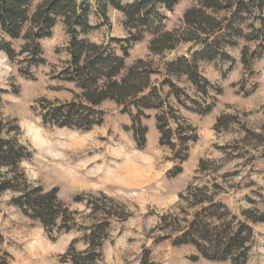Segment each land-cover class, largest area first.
Instances as JSON below:
<instances>
[{
	"label": "trees",
	"instance_id": "obj_1",
	"mask_svg": "<svg viewBox=\"0 0 264 264\" xmlns=\"http://www.w3.org/2000/svg\"><path fill=\"white\" fill-rule=\"evenodd\" d=\"M31 1L0 0V51L16 63L22 76L33 79L30 68L45 63L40 40L50 37L60 21L68 35L69 58L59 78L74 83L78 89L69 101L38 100L33 108L42 123L89 131L102 123L104 112L99 106L110 100L129 115L130 124L125 129L132 132L137 149H143L147 126L142 119L150 117L146 111H154L158 144L168 148L171 161L177 162L167 171V177L182 171L189 145L198 139L196 128L179 113L171 98L186 110L204 116L215 106L211 91L221 94V88L201 74L200 62L231 60L226 48L237 46L240 40L244 42L240 62L245 70L252 72L253 63L264 58V0H194L195 4L182 13V25L173 29L165 27V11H172L181 0H95L94 12L102 22L108 21L106 11L111 7L121 13L126 31V37H111L104 43L86 36L97 28L89 21L90 0H42L30 11ZM146 34L150 35L147 48L152 55L174 50L181 43L192 46L185 54L165 61L162 72L148 57L126 65L129 49ZM13 40L22 41L18 49L12 46ZM154 74L161 75L158 82L152 80ZM181 79L194 88V94L177 84ZM5 92L0 88V109ZM233 120L232 115L221 114L213 128L225 129ZM14 128L16 132L11 133L12 128L2 119L0 110V196L13 192L11 203L25 216L38 221L49 237L53 230H82L85 248L77 249L73 239L60 255L61 263L100 264L111 221L130 215L125 204L102 192L99 198L90 194L75 197L74 201H84L90 216H94L90 224H77L76 211L58 197L56 187L44 190L27 179L21 163L32 153L19 141V128ZM206 162L199 161V171L207 168ZM210 189L208 185L189 183L178 194L172 211L159 216L157 228L162 235L156 240L190 244L198 253L194 259L201 256L227 264H246L255 239L253 224L264 223V210L248 207L235 214ZM187 207L191 208L190 213ZM139 264H155L149 249H143Z\"/></svg>",
	"mask_w": 264,
	"mask_h": 264
},
{
	"label": "rangeland",
	"instance_id": "obj_2",
	"mask_svg": "<svg viewBox=\"0 0 264 264\" xmlns=\"http://www.w3.org/2000/svg\"><path fill=\"white\" fill-rule=\"evenodd\" d=\"M41 1L32 0L30 11ZM89 4V21L97 28L87 38L104 43L111 37H126L119 11L108 7V21L102 22L94 12L95 0ZM194 4V0H181L172 11H165L166 29L181 26L183 11ZM149 38L146 34L132 45L126 65L148 57L162 72L165 61L185 54L192 46L181 43L174 50L152 55L147 48ZM67 41L64 26L58 21L51 36L40 40L45 63L30 68L33 79L22 76L16 63L0 51V88L6 90L2 94L1 115L12 128L11 133L16 132L15 126L19 128V141L32 153L21 163L27 179L44 190L56 187L58 197L76 211L74 216L79 225L90 224L94 216H90L85 202L74 201L75 197L90 194L99 198L102 192L125 204L130 215L111 221L100 264H139L145 248L150 250L155 264H227L201 256L192 258L198 253L190 244L173 245L171 239L156 240L162 235L157 224L162 213L172 211L178 194L189 183L211 186L215 198L235 214L248 207L264 210V58L256 60L249 73L240 62V48L244 44L240 40L237 46L226 48L231 60L200 62L201 74L221 88V94L211 91L216 98L215 106L204 116L186 110L171 98L179 113L196 128L198 139L190 143L182 171L167 177V171L177 162L171 161L168 148L158 144L154 111H146L150 117L142 119L147 126L143 149H137L132 132L125 129L130 124L129 115L110 100L99 106L104 112L102 123L89 131L42 123L33 108L38 100L69 101L78 92L74 83L59 78L69 58ZM21 42L13 40L12 46L18 49ZM113 46L120 54L118 45ZM160 79V74L152 76L154 82ZM177 84L194 94V88L184 79ZM221 114H230L234 120L227 128L214 130L216 118ZM52 156L59 160H52ZM201 159L207 160L203 171L198 170ZM214 184L218 186L213 187ZM13 195L7 191L0 196V264H69L61 263L60 255L70 242L76 239V248H85L82 230L74 228L59 233L53 230L49 237L38 221L25 216L11 203ZM187 211L190 213L191 208L187 207ZM253 230L255 239L246 264H264V223L253 224Z\"/></svg>",
	"mask_w": 264,
	"mask_h": 264
},
{
	"label": "bare ground",
	"instance_id": "obj_3",
	"mask_svg": "<svg viewBox=\"0 0 264 264\" xmlns=\"http://www.w3.org/2000/svg\"><path fill=\"white\" fill-rule=\"evenodd\" d=\"M72 143H73V142H72ZM57 150H58V149H57ZM54 152H55V151H54ZM61 152H62V150H61ZM55 153H57V152H55ZM59 153H60V152H59ZM62 153H63V152H62ZM57 154H58V153H57ZM57 154H56V155H57ZM52 157H53V156H52ZM56 157H57V156H56ZM60 158H61V157H60ZM52 160H54V161H55V160H59V158H55V157H53ZM64 160H66V158H65ZM64 160H63V161H64ZM34 248L37 249L35 246H34Z\"/></svg>",
	"mask_w": 264,
	"mask_h": 264
}]
</instances>
